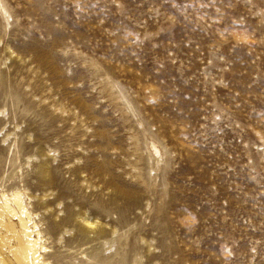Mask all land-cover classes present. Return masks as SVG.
I'll use <instances>...</instances> for the list:
<instances>
[{
	"label": "rangeland",
	"instance_id": "obj_1",
	"mask_svg": "<svg viewBox=\"0 0 264 264\" xmlns=\"http://www.w3.org/2000/svg\"><path fill=\"white\" fill-rule=\"evenodd\" d=\"M15 190L50 264H264V0H0Z\"/></svg>",
	"mask_w": 264,
	"mask_h": 264
},
{
	"label": "bare ground",
	"instance_id": "obj_2",
	"mask_svg": "<svg viewBox=\"0 0 264 264\" xmlns=\"http://www.w3.org/2000/svg\"><path fill=\"white\" fill-rule=\"evenodd\" d=\"M43 175L50 178V168L48 171L44 170ZM48 180L50 183L53 181L52 178ZM70 219L77 221L79 230L90 233L94 231L92 228L95 227V221L90 220L87 215L76 211L71 213ZM44 236L26 205L22 191L0 193V239L4 243L14 239L16 244L11 250L18 264H50L45 257L49 249Z\"/></svg>",
	"mask_w": 264,
	"mask_h": 264
}]
</instances>
